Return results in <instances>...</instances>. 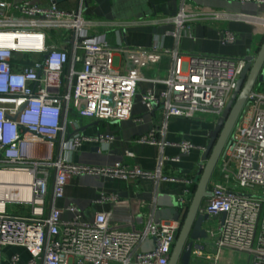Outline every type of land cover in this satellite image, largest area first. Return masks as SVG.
Listing matches in <instances>:
<instances>
[{
    "label": "built area",
    "instance_id": "obj_1",
    "mask_svg": "<svg viewBox=\"0 0 264 264\" xmlns=\"http://www.w3.org/2000/svg\"><path fill=\"white\" fill-rule=\"evenodd\" d=\"M186 1L169 20L178 31L174 37L181 31L189 33L197 18ZM237 1L264 6V0ZM199 16L264 28L261 18L213 11ZM89 26L81 0L70 11L52 0L47 6L31 0H0V175L11 174L14 179L10 185L0 183V259L6 247L21 248L29 257L21 262L12 255L9 264H168L178 222L151 220L139 230H123L110 224V213H97L86 221L73 205L55 207L68 181L83 174L106 180L174 181L159 170L150 173L120 163L100 168L73 164L70 157L83 143L113 140L109 135L87 138L76 126L80 119L107 123L130 119L136 94L148 113L161 111V135L170 118L193 119L197 112L219 118L245 65L244 58L182 57L161 44L150 51L113 48L104 38L88 36ZM234 42V34L223 30L221 44ZM116 53L145 55L152 64L169 56L171 67L163 78L152 80L120 74L113 67ZM143 82L154 88L139 93ZM158 85L163 89L157 91ZM244 114L211 176V196L199 209L208 217L207 239L193 243L191 261L237 264L238 256L245 264H264V93L257 88L249 94ZM135 142L170 145L158 143L153 131ZM176 147L180 154L194 149L187 141ZM164 159L160 157L159 165ZM169 161L177 162L178 157ZM18 181H27V188L19 189ZM105 201L119 204L114 195H101L96 203ZM179 203L183 204V196ZM10 204L25 208L24 213L9 215ZM63 213L69 218L63 219ZM210 220H218L215 230ZM147 241L151 249L140 251ZM208 247L213 248V257L205 255Z\"/></svg>",
    "mask_w": 264,
    "mask_h": 264
},
{
    "label": "crops",
    "instance_id": "obj_2",
    "mask_svg": "<svg viewBox=\"0 0 264 264\" xmlns=\"http://www.w3.org/2000/svg\"><path fill=\"white\" fill-rule=\"evenodd\" d=\"M31 1L44 6L49 4V0ZM186 4L192 7L197 18L191 22L189 33L181 31L174 37L178 31L169 20L178 15L182 0H81L84 18L90 24L88 36L104 38L113 48H140L150 51L154 45L161 44L165 49L177 51L182 57L244 58L254 55L264 40V28L261 24L212 21L199 16L205 11H213L231 16L264 19V6L237 0H187ZM58 6L66 11L75 10L78 0H63ZM223 30L234 34L233 45L221 44ZM113 67L120 74L134 73L142 79L152 80L163 78L167 74L171 67V58L164 56L152 64L145 55L116 53ZM152 88V83L143 82L140 84L139 93ZM155 88L157 91L163 89L160 85ZM216 119L215 115L205 112H197L193 119L170 118L161 135V111L155 109L148 113L140 102L139 94L133 99L130 119L109 123L80 119L76 128L83 136L93 138L97 135H109L113 140L106 144L83 143L70 157L73 164L100 168L120 163L150 173L159 170L162 176L173 178L174 181L146 178L106 180L83 174L68 181L62 198L54 202L55 207L65 209L73 205L86 221H92L97 213H110V224L123 230H139L151 220L174 222L175 213L179 211L182 214L179 199L184 197L187 184L185 181L194 178L196 164ZM151 131L155 132L158 143L170 145L161 148L135 142L136 138ZM182 141L189 142L194 149L188 154H180L176 145ZM161 156L166 159L159 165ZM176 157L177 162L169 161ZM51 182L48 201L51 198ZM101 195H114L119 204L108 201L97 204L96 201ZM182 206L186 208V204L183 203ZM62 218L67 219L69 215L63 213ZM215 222L217 225L218 220ZM151 246V242L147 241L139 250L149 251ZM12 255H18L21 262L29 258L21 248L6 247L2 251L0 264H9V257ZM205 255L213 257V248L208 247ZM191 264L213 262L193 259Z\"/></svg>",
    "mask_w": 264,
    "mask_h": 264
},
{
    "label": "water",
    "instance_id": "obj_3",
    "mask_svg": "<svg viewBox=\"0 0 264 264\" xmlns=\"http://www.w3.org/2000/svg\"><path fill=\"white\" fill-rule=\"evenodd\" d=\"M62 1L52 0V3L59 4ZM244 61L245 65L236 83V88L222 115L215 120L213 129L208 134V141L196 164L195 176L185 186L183 203L186 204V208L184 209L181 204L182 214L177 211L173 217V221L178 222L180 227L168 264H191L193 243L207 239L208 217L199 214V209L211 196L208 190L211 176L232 131L245 110L249 94L258 85L264 84V40L257 52L244 57Z\"/></svg>",
    "mask_w": 264,
    "mask_h": 264
},
{
    "label": "rangeland",
    "instance_id": "obj_4",
    "mask_svg": "<svg viewBox=\"0 0 264 264\" xmlns=\"http://www.w3.org/2000/svg\"><path fill=\"white\" fill-rule=\"evenodd\" d=\"M261 93H264V84H260L258 87H256ZM244 112L242 113V115H241V117H240V119L238 120V122H237V125H240L242 122H243V119H244ZM25 210V209H24ZM24 210H23V207H19V206H17V205H7V213L9 214V215H12V214H15V213H18V214H23L24 213ZM212 222V225L210 224V222H209V226L211 227V228H213L214 230L216 229V222H215V220H212L211 221ZM235 259H237L238 260V262H237V264H245V260H244V258H239L238 256L236 257L235 256Z\"/></svg>",
    "mask_w": 264,
    "mask_h": 264
},
{
    "label": "bare ground",
    "instance_id": "obj_5",
    "mask_svg": "<svg viewBox=\"0 0 264 264\" xmlns=\"http://www.w3.org/2000/svg\"><path fill=\"white\" fill-rule=\"evenodd\" d=\"M13 178L11 174H3L0 175V183L4 185H10L13 184ZM16 185L19 189L23 190L24 188H27L28 182L27 181H18L16 182ZM11 199L14 200L15 195L13 193H10Z\"/></svg>",
    "mask_w": 264,
    "mask_h": 264
}]
</instances>
